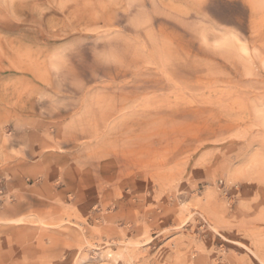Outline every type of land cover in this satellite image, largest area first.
<instances>
[{"label": "rangeland", "instance_id": "obj_1", "mask_svg": "<svg viewBox=\"0 0 264 264\" xmlns=\"http://www.w3.org/2000/svg\"><path fill=\"white\" fill-rule=\"evenodd\" d=\"M0 264H264V0H0Z\"/></svg>", "mask_w": 264, "mask_h": 264}]
</instances>
